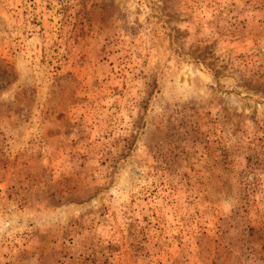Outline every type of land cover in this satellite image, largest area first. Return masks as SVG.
Here are the masks:
<instances>
[{
	"label": "rangeland",
	"instance_id": "1",
	"mask_svg": "<svg viewBox=\"0 0 264 264\" xmlns=\"http://www.w3.org/2000/svg\"><path fill=\"white\" fill-rule=\"evenodd\" d=\"M0 264H264V0H0Z\"/></svg>",
	"mask_w": 264,
	"mask_h": 264
}]
</instances>
